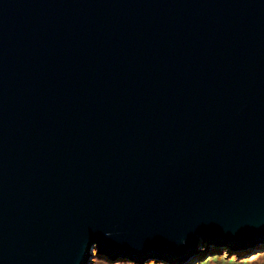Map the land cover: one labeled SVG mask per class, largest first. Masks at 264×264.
Returning <instances> with one entry per match:
<instances>
[{"label": "water", "instance_id": "95a60500", "mask_svg": "<svg viewBox=\"0 0 264 264\" xmlns=\"http://www.w3.org/2000/svg\"><path fill=\"white\" fill-rule=\"evenodd\" d=\"M204 242L264 244V0H0V264Z\"/></svg>", "mask_w": 264, "mask_h": 264}, {"label": "trees", "instance_id": "16d2710c", "mask_svg": "<svg viewBox=\"0 0 264 264\" xmlns=\"http://www.w3.org/2000/svg\"><path fill=\"white\" fill-rule=\"evenodd\" d=\"M204 245L206 246L204 247ZM203 247L205 252L203 251L202 253H199L197 257L198 259L193 264H197L199 262H205L209 264L212 261L225 258L227 257V255H231V256L236 255V257H240V256L245 257L248 255V253L256 250V252H253V254L257 253L256 255L246 259L247 261H251V260L253 261L255 258L264 254V244H260L257 246H250L246 250L241 249V251L240 249H233L231 247H226L222 244H210L208 242H204ZM93 253H95V255H93L92 257L91 264H172L167 261L155 260V259L151 261H145L144 263L133 261L132 259H129L127 257H117L113 259L105 254L100 253L97 244L94 246Z\"/></svg>", "mask_w": 264, "mask_h": 264}, {"label": "rangeland", "instance_id": "374dc122", "mask_svg": "<svg viewBox=\"0 0 264 264\" xmlns=\"http://www.w3.org/2000/svg\"><path fill=\"white\" fill-rule=\"evenodd\" d=\"M258 245H260V244H258ZM206 245H204V247H205ZM255 246H257V245H255ZM204 247L203 248H201V250H200V252L199 253H202L203 251H204ZM93 249H94V247H93ZM93 249H92V254L93 255H95V253H93ZM248 249V248H247ZM243 250H246V249H243ZM205 252V251H204ZM253 252H256V250L255 251H253ZM253 252H250V253H248V255L247 256H245V257H242V256H240V257H236V255H233V256H231V255H227V257H225V258H221L220 260H216V261H212V262H210L209 264H264V254H262L261 256H259V257H257V258H255L253 261L251 260V261H247L246 259L247 258H251V257H253L254 255H256L257 253H254L253 254ZM240 253V252H239ZM230 254V253H229ZM236 254V253H235ZM226 255V254H225ZM130 259V258H129ZM153 259H155V260H162V261H166L165 259H162V258H153ZM153 259H145L144 261H143V263L145 262V261H151V260H153ZM197 264H208V263H205V262H199V263H197Z\"/></svg>", "mask_w": 264, "mask_h": 264}, {"label": "bare ground", "instance_id": "6f19581e", "mask_svg": "<svg viewBox=\"0 0 264 264\" xmlns=\"http://www.w3.org/2000/svg\"><path fill=\"white\" fill-rule=\"evenodd\" d=\"M240 251H241V250H240ZM197 255H199V254H197ZM197 255H196V256H197Z\"/></svg>", "mask_w": 264, "mask_h": 264}]
</instances>
